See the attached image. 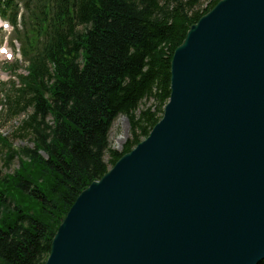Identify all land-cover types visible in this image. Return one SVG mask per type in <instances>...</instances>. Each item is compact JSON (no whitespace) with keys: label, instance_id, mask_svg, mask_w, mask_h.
Returning a JSON list of instances; mask_svg holds the SVG:
<instances>
[{"label":"water","instance_id":"95a60500","mask_svg":"<svg viewBox=\"0 0 264 264\" xmlns=\"http://www.w3.org/2000/svg\"><path fill=\"white\" fill-rule=\"evenodd\" d=\"M264 260V0H220L150 134L77 197L45 264Z\"/></svg>","mask_w":264,"mask_h":264},{"label":"trees","instance_id":"16d2710c","mask_svg":"<svg viewBox=\"0 0 264 264\" xmlns=\"http://www.w3.org/2000/svg\"><path fill=\"white\" fill-rule=\"evenodd\" d=\"M17 1L0 0L2 12ZM202 1L26 0L29 66L14 104L33 145L0 134L5 164L19 160L0 176V264H45L78 195L150 134L170 98L175 50L220 0ZM121 114L132 137L118 151L109 136Z\"/></svg>","mask_w":264,"mask_h":264},{"label":"rangeland","instance_id":"374dc122","mask_svg":"<svg viewBox=\"0 0 264 264\" xmlns=\"http://www.w3.org/2000/svg\"><path fill=\"white\" fill-rule=\"evenodd\" d=\"M210 1L211 0H203V7H206ZM12 32L13 31L6 32L2 30L0 32V40L11 45L13 42ZM14 51L16 53L14 61L7 62L5 59H0V134L8 138L15 148H20L22 146H31L33 145V142L30 140L28 134H21L18 132L26 114H11L10 108L14 105L13 101H15L19 95L17 89L21 87L17 74L21 72L25 73V68L28 65V62L25 60L24 56H22L21 51H19L17 47H14ZM9 63L17 64L19 67L18 71L14 72L10 70L8 66ZM3 70H6L7 73H3ZM2 82H4L5 85H3ZM152 102L153 99L145 100L137 110V115L140 114L142 109L150 106ZM48 120L51 121V117H49ZM131 137L132 130L129 119L126 115L121 114L114 121L110 131L109 142L111 149L118 151L123 150L125 144L131 139ZM6 150L7 149L2 142H0V176L7 172H13L19 165V160L17 158L9 165L5 164ZM105 158L107 161L110 160L109 152H107Z\"/></svg>","mask_w":264,"mask_h":264}]
</instances>
